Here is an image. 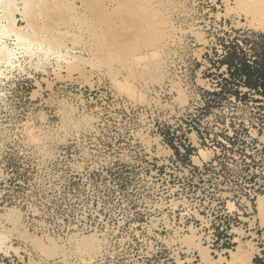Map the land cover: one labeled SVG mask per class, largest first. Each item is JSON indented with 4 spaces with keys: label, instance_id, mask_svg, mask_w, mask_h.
I'll list each match as a JSON object with an SVG mask.
<instances>
[{
    "label": "rangeland",
    "instance_id": "1",
    "mask_svg": "<svg viewBox=\"0 0 264 264\" xmlns=\"http://www.w3.org/2000/svg\"><path fill=\"white\" fill-rule=\"evenodd\" d=\"M23 1L0 22L14 52L0 56V264H254L264 33L249 0H36L60 12L29 21Z\"/></svg>",
    "mask_w": 264,
    "mask_h": 264
},
{
    "label": "bare ground",
    "instance_id": "2",
    "mask_svg": "<svg viewBox=\"0 0 264 264\" xmlns=\"http://www.w3.org/2000/svg\"><path fill=\"white\" fill-rule=\"evenodd\" d=\"M20 1H23V0H20ZM47 1V0H46ZM45 0H44V2H46ZM56 1V0H55ZM54 1V3H56ZM67 1V0H66ZM98 1V0H97ZM2 3H3V12H4V14L3 15H1V17L4 19V18H11V14H12V16L14 15V12H16V9H15V3H16V0H2L1 1ZM24 2V1H23ZM38 2L39 1H36V0H25V6H24V11L22 12V14L24 15L23 17L24 18H27V21H29L30 20V17H29V15H33V17H35L36 15L35 14H38V13H36V7H37V5H40L41 6V8H40V6H38V8H40V9H42V8H49V6L47 5L46 7H43L41 4H42V2H43V0H42V2H41V4L39 3L38 4ZM62 2V1H61ZM96 2V1H95ZM50 3L51 2H49V5H50ZM58 3H60V2H58ZM58 3H56L55 5L52 3L51 5H50V8L48 9L49 10V12L48 11H46L45 10V14H47V13H51V9H53V8H55L54 10H58V9H60V7H58ZM66 3V2H65ZM44 4V3H43ZM46 4H48V3H46ZM61 4V3H60ZM74 4V3H73ZM72 4V5H73ZM63 5H65V4H63ZM63 5H62V7H63ZM45 6V5H44ZM52 6H54V7H52ZM68 6L70 7V4L69 5H67V8H65V7H63L64 8V10L65 9H68ZM52 7V8H51ZM58 7V8H57ZM101 7V6H100ZM17 8V7H16ZM74 8L76 9V7H75V5H74ZM73 7H71V9L70 10H72V9H74ZM247 9H245V19H246V22L245 23H247V25H249V28H253V30H257V31H260V32H263L264 33V0H249V2H247V7H246ZM39 9V10H40ZM44 10V9H43ZM43 10H41L42 12H40L39 13V16H44V14H42V13H44V11ZM98 10H100L99 9V7H98ZM35 12V13H31V12ZM59 12H60V10H58ZM61 11H63L62 10V8H61ZM67 11V10H66ZM95 11V10H94ZM53 12H55L54 13V15H52L53 14ZM52 12V19L54 18L53 16H57V17H60L62 14L64 15L65 14V16L67 15V14H69V13H71L69 10H68V12H67V14L66 13H64V12H62L61 13V15H60V13L59 12H57L56 13V11H53ZM49 14L48 15H46L47 17L49 16ZM56 14V15H55ZM103 14V13H102ZM10 15V16H9ZM50 15V16H51ZM60 15V16H59ZM61 16V17H64V16ZM104 15V14H103ZM7 16H9V17H7ZM42 16V17H43ZM0 17V22H1V20H3L2 18ZM32 17V16H31ZM32 17V18H33ZM60 17V18H61ZM67 17V16H66ZM12 18H14V17H12ZM36 18V17H35ZM33 19V20H36V19ZM45 19H47V18H45ZM51 19V20H52ZM59 19V18H58ZM61 19H63V18H61ZM33 20H31L30 21V24H31V22L33 21ZM42 20H43V18H42ZM48 20V19H47ZM46 20V21H47ZM49 20H50V18H49ZM40 21V20H39ZM38 21V22H39ZM45 21V20H44ZM46 21H45V23H46ZM7 22H9V20L7 21ZM14 22H15V19H14ZM49 22V21H48ZM53 22V21H52ZM10 23V22H9ZM12 23H13V20H12ZM16 23V22H15ZM35 23V22H34ZM33 22H32V28H34V24ZM36 23H37V21H36ZM27 24H29V22H27ZM29 24V25H30ZM39 24V23H38ZM1 25V24H0ZM8 25V24H7ZM11 25V24H10ZM44 25V24H43ZM47 25V24H46ZM244 25V24H243ZM6 26V25H5ZM7 27V26H6ZM244 27V26H243ZM44 28V27H43ZM46 28V27H45ZM7 29H9V28H7ZM12 29V28H11ZM1 30V29H0ZM32 32H34V31H32ZM3 33H4V31H3ZM1 34H2V32L0 31V38L2 37L1 36ZM34 34V33H33ZM3 35V34H2ZM33 38L34 39H36V37H34L33 36ZM37 40V39H36ZM39 40V39H38ZM31 41V40H30ZM34 41V40H33ZM32 42V41H31ZM33 43V42H32ZM35 43V42H34ZM37 43H38V41H37ZM40 44V43H39ZM27 45V44H26ZM13 50H10L9 48H7V47H5V46H3V45H1L0 46V56L2 57V58H4V57H7L8 59H11L12 58V56H13ZM5 59V58H4ZM7 61V60H6ZM9 61H11V60H9Z\"/></svg>",
    "mask_w": 264,
    "mask_h": 264
},
{
    "label": "trees",
    "instance_id": "3",
    "mask_svg": "<svg viewBox=\"0 0 264 264\" xmlns=\"http://www.w3.org/2000/svg\"><path fill=\"white\" fill-rule=\"evenodd\" d=\"M230 66V65H229ZM243 66V68H244V70H246V69H250V68H252L253 69V67L249 64V61H248V63L247 62H243L242 64H240V67H242ZM239 70V69H238ZM251 76H252V72L251 71H248L246 74H245V82H244V84L247 86V87H250V86H253L252 85V83H251ZM263 85H264V82H263ZM254 86H258L257 84L256 85H254Z\"/></svg>",
    "mask_w": 264,
    "mask_h": 264
},
{
    "label": "built area",
    "instance_id": "4",
    "mask_svg": "<svg viewBox=\"0 0 264 264\" xmlns=\"http://www.w3.org/2000/svg\"><path fill=\"white\" fill-rule=\"evenodd\" d=\"M254 264H264V246L259 249L257 256H255Z\"/></svg>",
    "mask_w": 264,
    "mask_h": 264
}]
</instances>
